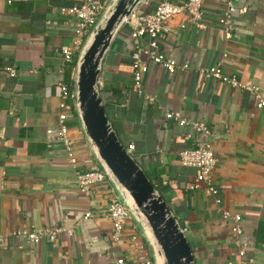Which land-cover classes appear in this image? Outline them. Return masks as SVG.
<instances>
[{"label": "crops", "instance_id": "0c3cea01", "mask_svg": "<svg viewBox=\"0 0 264 264\" xmlns=\"http://www.w3.org/2000/svg\"><path fill=\"white\" fill-rule=\"evenodd\" d=\"M157 1L142 0L133 10L149 12ZM225 1H203L204 28L179 16L155 38L156 52L187 68L171 74L146 60L142 87L152 101L131 88L129 28L123 24L102 56L97 87L118 139L124 146L133 145L131 155L186 227L195 264H239L227 222L202 189L188 188L194 170L177 158L179 149L195 146L198 139L189 126L165 118L164 111H178L208 127L214 136L213 182L219 204L241 217V239L250 247L245 257L264 264V106L257 108L247 89L226 87L199 70L218 64L223 73L257 87L264 97V0H232L244 12L232 14L230 38L218 23ZM79 2H0V264H114L120 257L124 264L132 261L126 238H110L103 199L119 196L112 182L95 187L93 198L76 186L75 169L100 167L77 113L72 111L64 121L79 161L76 168L67 162L55 133L46 132L57 126L56 84H74L78 55L70 63L61 61L60 49L69 42L75 19L60 8ZM146 42L142 37L141 43ZM7 67L13 76L4 74ZM129 222L140 230L134 217ZM30 224L60 225L71 234L36 243L10 234Z\"/></svg>", "mask_w": 264, "mask_h": 264}, {"label": "built area", "instance_id": "2783aa9c", "mask_svg": "<svg viewBox=\"0 0 264 264\" xmlns=\"http://www.w3.org/2000/svg\"><path fill=\"white\" fill-rule=\"evenodd\" d=\"M109 0H80L78 4L61 7L60 12L74 17L75 23L70 29L69 42L61 47L60 57L63 63H70L74 53H79L84 41L99 16L104 11ZM204 0H158L154 8L146 13L138 14L134 10L123 20L122 24L129 28L127 34V46L130 49L129 61L131 67V88L133 92L147 101H152L153 97L146 94L142 87V78L147 71V62L163 67L168 73L183 71L187 68L186 63L176 64L170 57H165L156 52L155 38L169 30L173 22L179 16H185L187 21L196 28H204L202 3ZM9 4L11 0H0ZM234 12H244L243 7H236L232 0L225 1V9L218 18V23L223 30L225 38H230L232 28V14ZM179 27H183L179 23ZM145 37L147 42L141 43V38ZM204 77L218 80L229 88H243L251 92L255 99V106H264L262 97L257 87L245 85L237 80L233 74H225L218 64L210 65L199 69ZM4 74L14 75V70L10 67L4 69ZM58 97V112L56 128L46 129L47 133H55L56 139L61 142L67 162L76 168L79 164L76 151L71 139L68 137V129L64 121L68 114L75 111V86L67 85L63 81L56 84ZM164 117L172 119L178 125L189 126L195 135V146L181 148L177 152L179 163L194 170V181L188 184L189 189H202L206 196L212 198L217 206L218 213L222 220L228 224L229 234L237 249L239 264H252L253 257H245V252L250 247L241 239L242 227L241 217L238 213L231 212L220 206L219 198L216 196L217 188L213 182V172L215 168V157L212 150L213 134L201 121L191 120L184 117L178 111H164ZM126 151L131 154L133 145H125ZM260 155L264 159V148L260 149ZM75 182L78 190L89 198L94 197L95 187H107L110 179L106 172L98 166H91L88 169L74 170ZM106 215L110 219V238L113 242H118L126 238L129 251L132 254L133 264H154L152 253L145 245L144 237L135 224L129 220L133 217L125 202L119 196H109L103 199ZM89 212L84 213L88 217ZM136 222V221H135ZM183 233L186 227L182 226ZM71 234V229L60 225H51L37 228L30 224L25 228H14L12 235L19 236L32 243L41 240L53 241L60 234ZM4 235L0 233V241ZM114 264H124L122 257L117 258ZM226 264H231L227 261Z\"/></svg>", "mask_w": 264, "mask_h": 264}, {"label": "water", "instance_id": "95a60500", "mask_svg": "<svg viewBox=\"0 0 264 264\" xmlns=\"http://www.w3.org/2000/svg\"><path fill=\"white\" fill-rule=\"evenodd\" d=\"M142 0H109L75 60V108L81 130L151 248L154 264H195L192 250L166 200L126 151L105 113L97 87L101 59L123 20ZM126 264H133L131 260Z\"/></svg>", "mask_w": 264, "mask_h": 264}]
</instances>
